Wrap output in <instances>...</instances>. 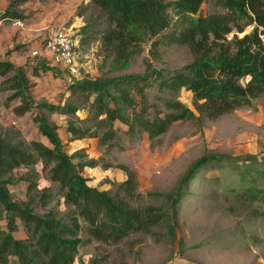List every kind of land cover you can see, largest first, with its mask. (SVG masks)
<instances>
[{
    "label": "trees",
    "instance_id": "obj_1",
    "mask_svg": "<svg viewBox=\"0 0 264 264\" xmlns=\"http://www.w3.org/2000/svg\"><path fill=\"white\" fill-rule=\"evenodd\" d=\"M87 1L99 14L89 16L80 29V44L98 42L113 54L115 68L127 67L147 44L153 55L163 48L186 46L193 61L175 70L148 66L143 74L76 79L46 63L19 65L0 57V93L5 97L0 105V264H75L92 240L118 243L134 233L152 234L164 223L176 238L187 185L202 167L243 162L256 170L254 157H202L173 192L161 195L168 209L133 205L142 194L136 172L125 165L118 166L126 179L116 191L91 187L83 171L97 162L75 163L79 154L65 151L61 128L44 114H76L78 108L35 104L31 78L41 72L67 76L68 92L89 106L90 116L82 126L69 124L66 131L73 140L97 139L107 149H123L116 123L136 141L145 135L157 139L185 120H218L264 97V0ZM30 2L11 1L0 12V23L34 24L22 10ZM208 4L214 12L203 11ZM29 46L17 45L9 55ZM155 87L159 93L151 99L148 92ZM183 89L193 94L194 109L174 97ZM11 108L18 117L29 115L26 121L32 118L28 128L21 130L24 122L4 125L7 114L2 110ZM35 130L46 142L19 139ZM21 168L25 171L15 180ZM21 182L27 197L16 200L12 188ZM252 193L264 196L261 190ZM55 200L59 207L70 208L66 219L50 208ZM20 226L24 239L17 235Z\"/></svg>",
    "mask_w": 264,
    "mask_h": 264
},
{
    "label": "rangeland",
    "instance_id": "obj_2",
    "mask_svg": "<svg viewBox=\"0 0 264 264\" xmlns=\"http://www.w3.org/2000/svg\"><path fill=\"white\" fill-rule=\"evenodd\" d=\"M7 1L11 3L13 0ZM34 6L35 0H31L22 10L26 12ZM39 10H32V15H28L34 22L38 19L34 15H38ZM203 11L212 13L214 8L208 4ZM83 13H88V18L92 14H99L97 10L84 7L79 15ZM97 28L102 29L103 26ZM80 29L70 26L69 31H65L78 35ZM55 30L57 28L52 26L43 29L36 39L37 43ZM251 30L249 28L247 32ZM234 34L236 32L228 38L232 40ZM76 51L82 75L89 78L143 74L148 66L175 70L193 61L189 49L179 45L163 48L156 55L150 52L149 44L143 45L142 53L133 57L127 67H122L124 69L115 68L113 54L96 41L88 45L79 44ZM25 63L52 66V59L44 52L38 57L30 55ZM68 77L41 72L40 76L31 78L34 84L31 96L35 104H73L78 108L76 114H44L51 123L61 128L65 151L69 155L79 154L75 163L97 162L96 167H86L83 171L93 188L116 191L126 179L118 166L125 165L136 172L138 192L142 194L133 205L168 209L161 195L173 192L192 165L202 157L225 154L258 160L256 170L243 162L202 167L187 185L189 194L180 205L176 238L171 237L168 224L164 223L155 227L152 234L134 233L118 243L92 240L80 250L75 264H264V196L255 197L252 193L253 190L264 192V97L215 121L185 120L176 123L166 134L154 140L145 135L140 140L132 141L125 133L126 127L116 123L123 149H107L97 139L73 140L66 131L69 124L82 126V121L90 116L89 106L68 92ZM157 93V87L148 92L151 99ZM173 95L194 109L192 93L183 89ZM4 98V94L0 93V105ZM6 111L10 113L11 123L17 118L24 123L30 121V124L32 121V118L25 120L29 115L16 116L12 108ZM19 139L26 143L33 140L46 142L37 130L28 136L21 134ZM22 175L16 172L13 176L18 180ZM13 189L16 191L14 198L25 196L26 199L25 183H17ZM50 208H54L58 217L63 219H66L70 209L59 207L57 200Z\"/></svg>",
    "mask_w": 264,
    "mask_h": 264
},
{
    "label": "crops",
    "instance_id": "obj_3",
    "mask_svg": "<svg viewBox=\"0 0 264 264\" xmlns=\"http://www.w3.org/2000/svg\"><path fill=\"white\" fill-rule=\"evenodd\" d=\"M9 3L10 1L8 2L7 0L0 2V4H3V7L2 9H0V12L5 11L8 8ZM83 7L85 9L92 8L91 5L88 4L87 0H35V6L32 10L40 9V13L38 15H34L36 18H38L34 24L30 26H20L15 23L12 25L0 23V57L3 59H9L11 62H14L19 65L26 64L25 60L30 58V55L32 57L33 51L41 50L42 43L43 41H45V38L38 43L36 39L39 38L43 29H47L48 26H52L60 30H68V27L70 26L73 28L74 26L79 27V29L85 26L88 20V13H83L82 15H79V11H81ZM32 10H26L25 15H32ZM34 40H36V42H34ZM17 45L30 46L27 47V50L25 51H23V49L21 52L15 51L9 55V52L12 51ZM2 112L7 113V118L4 121L5 126H13L21 123L19 118H17L16 121L11 123L9 121V118L11 117L9 116L10 113L4 110ZM29 122L30 121L24 123L21 129H25L28 126ZM15 193L16 191L13 189V197L15 196ZM24 198L21 197L14 199L24 200ZM17 235L21 239L26 238V234L21 226L17 231Z\"/></svg>",
    "mask_w": 264,
    "mask_h": 264
},
{
    "label": "built area",
    "instance_id": "obj_4",
    "mask_svg": "<svg viewBox=\"0 0 264 264\" xmlns=\"http://www.w3.org/2000/svg\"><path fill=\"white\" fill-rule=\"evenodd\" d=\"M15 24L22 25L21 22ZM79 44L80 37L78 35L57 29L47 36L40 51L32 52V57H38L41 53L46 52L52 59V66L66 71L72 78L81 79L83 78L82 66L76 51ZM24 171V168H21L19 172L23 173Z\"/></svg>",
    "mask_w": 264,
    "mask_h": 264
}]
</instances>
